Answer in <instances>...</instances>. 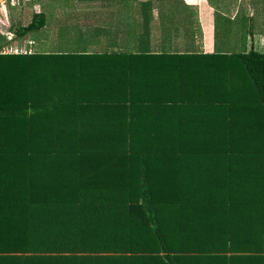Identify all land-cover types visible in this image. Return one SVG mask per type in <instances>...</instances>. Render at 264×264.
Returning <instances> with one entry per match:
<instances>
[{
  "label": "trees",
  "instance_id": "16d2710c",
  "mask_svg": "<svg viewBox=\"0 0 264 264\" xmlns=\"http://www.w3.org/2000/svg\"><path fill=\"white\" fill-rule=\"evenodd\" d=\"M180 27L0 54V264H228L226 208L264 240V53H199Z\"/></svg>",
  "mask_w": 264,
  "mask_h": 264
},
{
  "label": "crops",
  "instance_id": "0c3cea01",
  "mask_svg": "<svg viewBox=\"0 0 264 264\" xmlns=\"http://www.w3.org/2000/svg\"><path fill=\"white\" fill-rule=\"evenodd\" d=\"M32 3H37L41 8L39 13L45 16V25L39 31L48 29L66 34L73 51L62 54L127 52L125 39H137L145 32H149L152 40L162 39L173 33L172 24L178 18L181 27L177 32L181 39L177 44H181L182 38H191L189 49L194 47L199 53H213L222 48L229 52L264 53V0H54L50 6L43 0ZM147 4L148 21L145 22L142 5ZM220 211L228 215L215 218L213 223L231 227L224 239L216 241L215 238L216 249L212 255L224 257L222 263L263 264L262 235L242 231L247 214L241 213L249 210Z\"/></svg>",
  "mask_w": 264,
  "mask_h": 264
},
{
  "label": "rangeland",
  "instance_id": "374dc122",
  "mask_svg": "<svg viewBox=\"0 0 264 264\" xmlns=\"http://www.w3.org/2000/svg\"><path fill=\"white\" fill-rule=\"evenodd\" d=\"M51 1L54 0H43L44 3L48 6L52 5ZM29 0H22L14 5V8L9 9L10 20H1L0 22V45H13L21 47L24 46L31 53L39 54H58L64 52L73 51L71 44L68 42V39L65 38L66 34L61 32H52L47 29V31H36L29 33L28 36H24L21 39L16 37V31L20 27H24L30 23L32 16L35 13H39L41 8L37 7V3L29 4ZM164 9V8H163ZM58 14H62L59 12ZM35 37V38H34ZM34 38V40H32ZM29 39V40H28ZM56 39L57 41H53ZM2 58V57H0Z\"/></svg>",
  "mask_w": 264,
  "mask_h": 264
},
{
  "label": "built area",
  "instance_id": "2783aa9c",
  "mask_svg": "<svg viewBox=\"0 0 264 264\" xmlns=\"http://www.w3.org/2000/svg\"><path fill=\"white\" fill-rule=\"evenodd\" d=\"M22 0H0V18L2 20H10L9 9ZM1 22V20H0ZM1 55H26L32 54L30 50L24 46L18 47L13 45H5L0 49Z\"/></svg>",
  "mask_w": 264,
  "mask_h": 264
}]
</instances>
